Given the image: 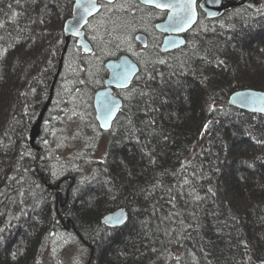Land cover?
<instances>
[{
  "label": "trees",
  "instance_id": "1",
  "mask_svg": "<svg viewBox=\"0 0 264 264\" xmlns=\"http://www.w3.org/2000/svg\"><path fill=\"white\" fill-rule=\"evenodd\" d=\"M73 3L0 0V264H47L62 232L90 247L87 264H260L264 115L229 98L264 90V0L219 19L202 16L186 47L147 62L102 158L88 136L94 126L84 123L95 120L91 102L72 134L54 125L57 136L39 151L28 140L59 68ZM62 118L67 124L70 114ZM53 139L79 146L63 158ZM120 208L126 223L108 225L105 216Z\"/></svg>",
  "mask_w": 264,
  "mask_h": 264
},
{
  "label": "rangeland",
  "instance_id": "2",
  "mask_svg": "<svg viewBox=\"0 0 264 264\" xmlns=\"http://www.w3.org/2000/svg\"><path fill=\"white\" fill-rule=\"evenodd\" d=\"M251 1H254L257 5L263 2V0ZM135 2L134 0H118L116 4L110 5L106 10H103L100 15L88 25L92 39L97 44L95 47H98V52L93 54H82L79 51L80 47L76 44L77 50L75 47L70 48L67 68L65 72L62 73L59 91L51 107V115L59 112L61 108H64V114L65 112L67 114L69 113L72 119V117H76L75 115L80 111L86 112L90 108L89 99L91 97V87L102 80V65L103 62H105L104 58L114 56L120 49L130 50L135 55L142 56L141 46L133 40L132 35L135 31L140 29L149 30V25L155 17V14L146 11L144 8H139ZM134 13L139 17H134ZM151 58L152 57H149L145 62H148ZM84 70L85 72L88 71L85 73L88 78L82 73ZM78 87H80V89H77ZM70 118L67 123L68 126L64 123V126H66L65 129H67V127L69 129L70 125H78L77 122L73 123V120ZM92 123L93 122L89 123V125H92ZM54 125H56V123ZM93 128L94 130L89 127L88 136H93L92 140L94 141L92 147L96 150L95 156L102 158L106 154L109 146V134L104 131H99V127L97 126ZM46 129L49 130V137L55 138L57 136L54 132L50 134L52 128L46 127ZM71 129L70 127L69 134H72V132H70ZM69 134L67 135L69 136ZM68 139L69 137L64 140ZM52 142L56 148L60 150L64 149L63 146L65 147V150L61 152L63 158L68 157L73 153V150L79 146V143L76 141H69L67 144L63 142V140L57 142L53 139ZM39 144L41 145L42 143L40 142ZM61 170L58 164L56 166V172L62 175L64 170L60 172ZM90 253L91 249L89 246L75 240L73 235L62 232L57 235L52 247L47 252V264H87Z\"/></svg>",
  "mask_w": 264,
  "mask_h": 264
},
{
  "label": "water",
  "instance_id": "3",
  "mask_svg": "<svg viewBox=\"0 0 264 264\" xmlns=\"http://www.w3.org/2000/svg\"><path fill=\"white\" fill-rule=\"evenodd\" d=\"M117 1L118 0H93V2L95 3V8H91L90 0H74L72 14L64 24V36L66 42L62 52V56L60 58L58 71L50 87L49 97L44 104L37 121L30 128L29 144L32 148H35L38 151L42 149V147L39 146L36 142L41 135L43 119L53 102L56 83L61 75L64 58L71 39H76L77 45L82 49L84 53L92 54L94 51V46L86 36L85 27L88 24V21L102 10L103 3L113 4ZM139 2L146 6L155 7L154 4L145 3L144 0H139ZM157 2L176 5L175 8H158L161 10L169 11L166 20L158 22L156 24V27L159 31L167 34L162 44V48L166 51L186 46L187 39L185 38L184 34L193 29L198 23L200 12H203L208 19L213 20L222 17L228 10L234 7H238L242 4H245L252 8L258 6L254 1L251 0H195V2L192 4V20L188 23H181L180 17L183 15V12L180 6L184 3V0H157ZM137 39L143 45L147 44V36L145 34L139 33L137 35ZM106 67L110 73L109 77L106 80V87L97 90L94 97L96 117L100 124V127L105 123L104 109L106 101H115L118 104V107L111 113V116L108 118L109 127H101V129L104 131L110 130L112 128L113 123L123 106V100L122 98L114 94V88L129 87L134 77L140 70L139 65L128 54H123L118 59L108 60L106 62ZM244 97L250 98V102L242 103L241 99ZM229 103L231 106H234L241 110L264 115V111L260 110L261 108H264V90L253 88L236 90L230 95ZM216 123V120L212 119L207 124V130L212 131L215 128ZM116 216L121 217L119 223L112 222L113 217ZM127 218L128 211L124 208H120L108 213L105 216L104 221L110 226H122L126 223ZM260 264H264V259L260 260Z\"/></svg>",
  "mask_w": 264,
  "mask_h": 264
},
{
  "label": "flooded vegetation",
  "instance_id": "4",
  "mask_svg": "<svg viewBox=\"0 0 264 264\" xmlns=\"http://www.w3.org/2000/svg\"><path fill=\"white\" fill-rule=\"evenodd\" d=\"M118 2V1H117ZM117 2L113 3V4H116ZM139 2V0H138ZM113 4H107V3H103V8L102 10L94 17H92L89 21H88V24L86 25L85 27V31H86V36L88 38V40H90L94 46V51L93 53H96L98 52L97 48L98 47H95L97 46L96 42L92 39V35L90 34V30L88 28V25L95 20V18H97L100 13L103 11V10H106L107 7H109L110 5H113ZM140 6L139 8H144L146 11L150 12V13H154L155 14V17L152 19L150 25H149V30H137L134 32V34L132 35V38L135 42H137L140 46H141V49H142V56H137L135 55L132 51L130 50H123V49H120L114 56H111V57H108V58H104L105 59V62H103V65H102V71H103V77H102V81H100L98 84H96L95 86L91 87L92 88V91H91V97L89 99V102L92 103V112L94 113V117H95V120L94 122L92 123L93 126H97L99 127V131H104L101 129L100 127V124L97 120V117H96V110H95V106H94V97H95V93L97 90L99 89H102V88H105L106 87V80L107 78L109 77L110 73H109V70L107 69L106 67V62L110 59H118L120 58L123 54H128L140 67V70L138 72V74L134 77L133 81L131 82L130 86L127 87V88H114V94L120 98H122L123 100V105H124V102H125V97L126 95L128 94L129 90L131 89L132 87V84L134 82V80L136 79V77L140 74V71L141 69L145 66V64L147 62H145L146 59H148L149 57H152L151 60L149 61H152V60H166L168 58H170L172 55H174L177 51H179L180 49L184 48L187 46L188 44V41H189V36L193 33H195V29L196 27H198L199 25V22H200V19L202 18V16H205V14L203 12H200V17H199V21L198 23L195 25V27L191 30H189L188 32H186L184 34L185 38L187 39V44L186 46L184 47H181V48H177V49H174V50H170V51H166L162 48V44H163V41L166 37V33L164 32H161L157 29L156 27V24L158 22H161V21H164L166 20V18L168 17V13L169 11L168 10H161V9H158V8H155V7H150V6H146L142 3L139 2ZM134 17H139L137 16L136 13L133 14ZM205 18H207L205 16ZM221 18V17H220ZM208 19V18H207ZM219 19V18H217ZM210 20V19H209ZM215 20V19H213ZM139 33H143L147 36V44L146 45H143L140 41H138L137 39V35ZM65 37V36H64ZM66 41V40H65ZM74 42L76 45H77V41L75 38H72L71 41H70V44ZM69 44V45H70ZM78 46V45H77ZM79 47V46H78ZM81 49V48H80ZM82 51V49H81ZM83 52V51H82ZM84 53V52H83ZM92 53V54H93ZM148 61V62H149ZM64 67V66H63ZM62 71H63V68H62ZM62 74V72H61ZM67 82V81H66ZM77 89H80V87H78ZM78 91V90H77ZM82 98V97H80ZM83 99V98H82ZM54 103V100L53 102ZM123 107V106H122ZM122 109V108H121ZM63 111H64V108H61L59 110V112L57 113H54L53 115H51V106L48 110V112L46 113L44 119H43V123H42V127H41V135L39 136V138L37 139V144L39 146H41L39 143L40 142H43L44 140V143H49V130L46 129V127H49V128H53L54 124L56 123V125H58V127H62L65 123L64 119L62 118L63 117ZM86 115V112H82L80 111L79 113H77L75 116L76 117H79L81 119H77L75 120V122H77L78 124V120H79V123L82 121V119H84L83 116ZM119 115V114H118ZM118 117V116H117ZM92 121L90 122H86L84 120V123L86 124H89L91 123ZM83 126V125H82ZM109 130L107 131H104L106 133H108ZM53 132V130L51 129L50 131V134ZM29 133H30V130H29ZM29 133H28V140H29Z\"/></svg>",
  "mask_w": 264,
  "mask_h": 264
},
{
  "label": "snow or ice",
  "instance_id": "5",
  "mask_svg": "<svg viewBox=\"0 0 264 264\" xmlns=\"http://www.w3.org/2000/svg\"><path fill=\"white\" fill-rule=\"evenodd\" d=\"M145 3L154 4L155 7L165 9V8H175L176 5L166 4V3H158L157 0H144ZM195 0H184V3L180 6L182 8L183 15L180 17L181 23H188L192 20L193 12H192V4ZM91 8H95V3L93 0H90ZM242 103L250 102V98L244 97L241 99ZM118 107V104L115 101L108 100L105 103V116L104 120L105 123L101 125L102 128H108V118L111 116V113ZM264 111V108L260 109ZM207 127V125L205 126ZM121 220L120 216L113 217L112 222L119 223Z\"/></svg>",
  "mask_w": 264,
  "mask_h": 264
}]
</instances>
